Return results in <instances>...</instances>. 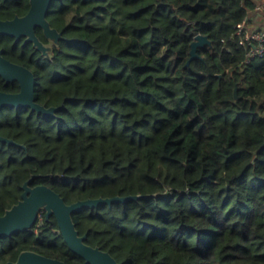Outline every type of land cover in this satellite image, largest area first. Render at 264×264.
I'll return each instance as SVG.
<instances>
[{"label":"trees","instance_id":"obj_1","mask_svg":"<svg viewBox=\"0 0 264 264\" xmlns=\"http://www.w3.org/2000/svg\"><path fill=\"white\" fill-rule=\"evenodd\" d=\"M260 4L52 0L47 20L66 40L36 28L46 54L1 35L33 71L35 101L62 107L0 109V136L16 142L0 141V216L31 177L66 203L141 194L73 213L75 228L121 264H264V53L247 60L236 28L253 29ZM28 8L0 0V19ZM198 34L208 42L192 57ZM0 90L19 86L0 76ZM40 214L38 232L0 240V264L26 250L85 264Z\"/></svg>","mask_w":264,"mask_h":264},{"label":"water","instance_id":"obj_2","mask_svg":"<svg viewBox=\"0 0 264 264\" xmlns=\"http://www.w3.org/2000/svg\"><path fill=\"white\" fill-rule=\"evenodd\" d=\"M52 0H29L30 8L23 16H15L12 19H0V36L14 37L15 41L25 38V42H33V45L46 54L45 46L36 35V28H41L46 38L57 42L65 39L56 28L47 20ZM207 37L201 34L195 36L191 44L192 57L196 56V48L207 43ZM0 76L6 82H17L19 90L8 92L0 90V109L4 106L15 108L24 107L36 111L38 114L54 115L60 106L45 107L35 101L36 80L32 70L27 66L12 62L2 55L0 50ZM237 89L234 95L237 96ZM1 142L12 144L13 139L0 136ZM32 177L22 185L21 199L0 216V240L15 233L30 231L34 227L39 214L45 211V218L54 216L59 232L69 249L83 258L85 264H121L108 251L94 247L85 242L86 234L80 235L75 228L72 214L83 208L98 207L102 204L114 202H126L137 200L145 195L113 196L106 198H92L66 203L64 198L51 187L41 184L31 186ZM8 264H66L64 261L45 256L34 251H23L15 262Z\"/></svg>","mask_w":264,"mask_h":264},{"label":"built area","instance_id":"obj_3","mask_svg":"<svg viewBox=\"0 0 264 264\" xmlns=\"http://www.w3.org/2000/svg\"><path fill=\"white\" fill-rule=\"evenodd\" d=\"M236 28L237 33L242 35L241 42H248L251 45L246 53L247 60H250L255 56H261L264 53V29L253 28L247 30L245 28V21L238 23ZM254 42H256V44ZM40 216L41 214H39V217ZM32 229H34V227H32L30 231Z\"/></svg>","mask_w":264,"mask_h":264},{"label":"flooded vegetation","instance_id":"obj_4","mask_svg":"<svg viewBox=\"0 0 264 264\" xmlns=\"http://www.w3.org/2000/svg\"><path fill=\"white\" fill-rule=\"evenodd\" d=\"M29 8H30V3H29ZM29 8H28V10H29ZM28 10H27V12H28ZM26 12V13H27ZM25 13V14H26ZM25 14H23V15H25ZM23 15H21V16H23ZM15 16H19V15H15ZM14 16V17H15ZM12 19V18H11ZM43 32V31H42ZM44 35V34H43ZM45 36V35H44ZM21 39H23V42L24 43H29V42H25L24 40H25V38L24 37H22ZM20 39V40H21ZM40 40V39H39ZM19 41V40H18ZM41 41V40H40ZM14 42H17V41H15V39H14V37H13V43ZM42 42V41H41ZM31 43H33V42H31ZM43 43V42H42ZM34 46V45H33ZM0 50H2V55H3V57H5L6 59H8L5 55H4V51H3V49L2 48H0ZM8 60H10V59H8ZM10 61H12V60H10ZM12 62H14V61H12ZM15 63H17V62H15ZM17 64H20V63H17ZM20 65H23V64H20ZM25 66V65H24ZM42 212H44V219L45 220H48L49 219V217L46 219L45 218V211L44 210H42ZM41 212V213H42ZM38 220V219H37ZM45 223H44V221H43V217H42V221H40L39 223H35V225H34V229H32L31 231H29V232H38V229L42 226V225H44ZM27 251V250H26ZM30 251V250H29ZM19 256V255H18ZM18 258V257H17ZM17 260V259H16ZM9 262H11V261H9ZM9 262H7V264L9 263Z\"/></svg>","mask_w":264,"mask_h":264},{"label":"crops","instance_id":"obj_5","mask_svg":"<svg viewBox=\"0 0 264 264\" xmlns=\"http://www.w3.org/2000/svg\"><path fill=\"white\" fill-rule=\"evenodd\" d=\"M260 1V0H259ZM260 7L259 9H257V14L254 16H252L250 24L252 26V28H262L264 29V16H259L260 12H261V7L264 5V2L260 1Z\"/></svg>","mask_w":264,"mask_h":264},{"label":"rangeland","instance_id":"obj_6","mask_svg":"<svg viewBox=\"0 0 264 264\" xmlns=\"http://www.w3.org/2000/svg\"><path fill=\"white\" fill-rule=\"evenodd\" d=\"M260 1L264 2V0H260ZM260 1H259V2H260ZM258 9H259V7H258ZM260 10H261V12H260V15H259V16H264V5L261 7ZM47 51H48V50H47ZM46 53H47V52H46ZM42 217H43V216L41 215V216L38 218V219H39V222H40V219H41V221H42ZM39 222H38V223H39ZM54 232H55V230H54ZM56 232H57V231H56Z\"/></svg>","mask_w":264,"mask_h":264}]
</instances>
